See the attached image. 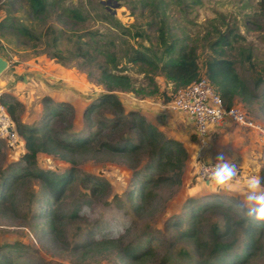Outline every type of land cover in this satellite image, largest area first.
<instances>
[{"label": "rangeland", "instance_id": "374dc122", "mask_svg": "<svg viewBox=\"0 0 264 264\" xmlns=\"http://www.w3.org/2000/svg\"><path fill=\"white\" fill-rule=\"evenodd\" d=\"M68 9L78 12V17L67 16ZM0 21L12 22L11 26L0 25V55L7 61L0 79L16 85L17 93L10 94L22 104L18 117L24 124H38L45 98L66 101L72 107L67 119L51 121L50 125L71 130L82 126L83 108L104 89L97 78L96 65L106 62L111 68V54L117 69L131 77L134 90L138 91L117 92L125 111L136 109L141 97L166 103L164 97L169 100L172 84L165 83L157 72L144 73L138 64L123 57L129 45L159 48V27L170 36H187V42L196 46L201 65L212 54L209 43L219 33L230 30L229 42L220 47L221 54L238 59L239 74L257 93V98L243 106L264 124V98L259 96L264 86V14L254 0H44L40 13H33L27 0H0ZM18 26H25L30 34L24 35ZM78 45L93 49L94 59L89 62L77 55ZM203 69L200 67V73ZM256 77L262 80L255 86ZM235 100L241 104L237 97ZM102 113L108 115L106 110ZM253 135L250 144L255 148L250 149V157L259 162L260 168L262 145ZM20 140L11 145L0 139V181L13 170L10 167L23 163ZM195 155L190 151L187 154L178 183L168 179L151 181L142 206L134 210L124 193L140 177L141 156L134 162L136 155L123 157L94 148L65 154L73 162L38 153L34 168L57 173L70 166L74 169L55 206L54 227L38 218L39 181L29 176L19 178L6 200H0V252H7L13 264H163L162 260L165 264H195L205 258L217 264L235 259L245 225L236 224L242 214L235 204L243 197L234 193L235 185L214 193L219 200L215 205L204 204L195 225L197 242L181 233L190 227L189 205L204 195L197 187L201 181L194 178ZM86 175L104 180V188L94 187ZM226 217L233 225L230 234L215 235L223 228ZM105 234L119 237L115 246L99 251L98 246L92 245L85 250L84 239ZM217 239L235 243L227 253L215 258L210 252ZM253 239L241 264H264V225ZM126 245L149 251L136 260L120 259L116 248Z\"/></svg>", "mask_w": 264, "mask_h": 264}, {"label": "trees", "instance_id": "16d2710c", "mask_svg": "<svg viewBox=\"0 0 264 264\" xmlns=\"http://www.w3.org/2000/svg\"><path fill=\"white\" fill-rule=\"evenodd\" d=\"M33 13H40L44 8V0H27ZM257 8L264 14V0H254ZM66 15L78 17V12L73 9L66 10ZM11 21H0V25L11 26ZM24 35L30 32L25 26H18ZM229 32V33H228ZM230 30L221 32L216 39L209 43L212 54L204 59L203 64L197 61L196 46L187 42L185 35L170 36L161 28H158V46L154 49L149 45L139 44L138 47L129 45L124 52L123 57L127 62L138 64L144 73L157 72L162 75L166 81L172 84L174 92L176 88L186 85L192 79L200 74V67L204 68L203 73L214 85L222 101L226 105L233 104L237 97L243 106V103H250L257 98V93L251 89L244 77L237 70L236 58L224 57L221 54V45L229 42ZM93 49L78 45L75 47V53L83 57L85 61L94 59ZM112 67L107 63H97V78L104 86L103 91L99 92L95 98H90L89 102L82 110L83 125L75 130L61 126L57 128L50 125L52 122L65 120L72 112V107L66 101H51L44 99V109L37 125L24 124L18 117L22 104L8 92L0 94V103L5 107L8 115L14 123V128L18 138L23 144L20 152L22 164H15L13 170L5 174L0 181V200H6L11 186L15 181L24 176L37 179L40 183V196L38 209V218L46 220L51 227L55 217V206L67 183L70 182L74 172L72 166L66 171L57 173L47 169L34 168V162L38 153L56 155L61 159H69L65 154L69 152H81L86 149H104L117 156L133 158L134 162L143 159L141 165V174L137 178L136 184H131L124 195L131 204L132 209L138 210L145 199V189L151 181L167 179L172 183L180 181L181 168L187 157V152L182 143L172 137L165 136L155 125L148 121L145 116L137 109L125 111L120 101L118 91L134 90L131 77L120 72L116 67V60L113 55L110 56ZM262 78L256 77L253 85H258ZM153 88L150 92L154 91ZM259 94L264 98V86ZM258 96V97H259ZM171 98V96H170ZM169 98V100H170ZM165 101H169L165 98ZM50 103L51 105H49ZM244 107V106H243ZM107 111L108 115L102 112ZM247 111V110H246ZM69 124V122H67ZM142 157L138 160L139 157ZM75 162L74 159H69ZM9 169V168H7ZM171 171L170 174H162L163 171ZM87 176V177H86ZM86 180L94 187L101 190L104 188V180L92 175H86ZM258 176L264 178V169L259 168ZM104 184V185H103ZM215 197V200L209 201ZM203 198V199H200ZM214 192H208L194 199L189 205L188 210L189 226L181 231L182 234L193 238L196 241L195 225L201 209L206 205H215L219 200ZM198 199V200H196ZM209 201V202H207ZM186 207V206H185ZM227 214V213H226ZM236 224L243 226V242L240 251L235 252V259L222 261L217 264H241L249 254V248H252L253 236L259 232L263 225L252 222L251 219L240 215ZM232 223L229 217L224 219L223 228L218 230L215 235L230 234ZM54 227V226H53ZM118 238H112L108 234L104 236L88 237L82 242L86 251L90 250L92 245L98 246L101 250L109 246H115ZM197 242V241H196ZM234 241H219L213 244L212 257L223 256ZM149 251V248L131 247L130 245L116 248V254L120 259L130 258L136 260ZM0 264H13L5 251L0 252ZM161 263L165 264L164 260ZM195 264H216L208 259H200Z\"/></svg>", "mask_w": 264, "mask_h": 264}, {"label": "built area", "instance_id": "2783aa9c", "mask_svg": "<svg viewBox=\"0 0 264 264\" xmlns=\"http://www.w3.org/2000/svg\"><path fill=\"white\" fill-rule=\"evenodd\" d=\"M167 105L171 110L184 114L189 120L199 148L207 147L210 129L217 124L230 122L255 132L258 143L262 145L260 156L264 169V126L250 116L242 104L226 105L204 73H200L186 85L176 88ZM2 138L11 145L17 142L14 123L0 103V139ZM195 154L194 178L206 182L202 170L210 165V162L214 164L216 161L203 159L199 152ZM237 165L238 175L232 183L240 182L242 178L243 167Z\"/></svg>", "mask_w": 264, "mask_h": 264}, {"label": "crops", "instance_id": "0c3cea01", "mask_svg": "<svg viewBox=\"0 0 264 264\" xmlns=\"http://www.w3.org/2000/svg\"><path fill=\"white\" fill-rule=\"evenodd\" d=\"M160 76L163 78L162 75ZM11 77L14 78L13 75H11ZM163 81L168 84L170 83L165 79ZM15 86L16 85L14 84V82L11 83L8 79H0V93L2 91H6L15 94L17 93L15 90ZM167 103L168 101L166 103H161L160 100L152 97L147 99L146 97H141L138 98L136 103L137 107H135L137 110L140 109L146 119L150 121L153 125H155L160 131L163 129L162 131L166 134L167 137H172L174 139L179 140L185 148L186 152L188 151L187 154H189V151L191 152V154L199 152L203 159L216 161V156L219 153H224L229 157H235V162L241 165L242 167L243 165H245V167H243V174L240 182L231 183L230 185H228H235L233 187V191H235L234 193L244 197L247 179L251 176H258L259 172V162H254L255 158L250 157V151L255 148H252L250 141L252 140L253 134L257 138L256 133L251 130H248L245 127L230 124L229 122H224L221 124L214 125L210 129L207 138V147L199 148L196 143L192 126L189 120L181 112L171 110L168 107ZM248 166L251 167L247 169ZM197 184V187H199L200 190L202 189V194L208 192H223L222 189H210L207 186L206 182H201ZM228 186H226L225 188H228Z\"/></svg>", "mask_w": 264, "mask_h": 264}, {"label": "clouds", "instance_id": "9594fccd", "mask_svg": "<svg viewBox=\"0 0 264 264\" xmlns=\"http://www.w3.org/2000/svg\"><path fill=\"white\" fill-rule=\"evenodd\" d=\"M202 174L210 189H223L230 185L238 175V165L235 157L224 153L216 156L214 164L203 168ZM235 208L253 223L264 225V178L251 176L246 181L245 195L235 204Z\"/></svg>", "mask_w": 264, "mask_h": 264}, {"label": "water", "instance_id": "95a60500", "mask_svg": "<svg viewBox=\"0 0 264 264\" xmlns=\"http://www.w3.org/2000/svg\"><path fill=\"white\" fill-rule=\"evenodd\" d=\"M7 67V61L0 55V73ZM16 77L15 75H13Z\"/></svg>", "mask_w": 264, "mask_h": 264}]
</instances>
